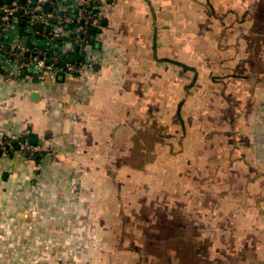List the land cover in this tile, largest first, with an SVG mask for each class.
<instances>
[{"label":"crops","instance_id":"0c3cea01","mask_svg":"<svg viewBox=\"0 0 264 264\" xmlns=\"http://www.w3.org/2000/svg\"><path fill=\"white\" fill-rule=\"evenodd\" d=\"M100 9L86 74L0 75V140L53 149L0 153V264H264V0Z\"/></svg>","mask_w":264,"mask_h":264},{"label":"built area","instance_id":"2783aa9c","mask_svg":"<svg viewBox=\"0 0 264 264\" xmlns=\"http://www.w3.org/2000/svg\"><path fill=\"white\" fill-rule=\"evenodd\" d=\"M104 18L100 0H0V75L47 81L86 74L101 63L91 32ZM13 151L36 163L53 149L34 146L28 136L0 140V153Z\"/></svg>","mask_w":264,"mask_h":264},{"label":"water","instance_id":"95a60500","mask_svg":"<svg viewBox=\"0 0 264 264\" xmlns=\"http://www.w3.org/2000/svg\"><path fill=\"white\" fill-rule=\"evenodd\" d=\"M8 2H10V0H7ZM37 28L39 29L40 28V26H37ZM27 41H28V38H24L23 39V42H22V46L23 47H25L26 46V44H27ZM33 142H34V140H33Z\"/></svg>","mask_w":264,"mask_h":264},{"label":"trees","instance_id":"16d2710c","mask_svg":"<svg viewBox=\"0 0 264 264\" xmlns=\"http://www.w3.org/2000/svg\"><path fill=\"white\" fill-rule=\"evenodd\" d=\"M21 2H22V1H21ZM44 7H45V9H49V8H48V6H44ZM91 33H93V34H94L95 32H94V31H92ZM91 43L94 45V40H93ZM16 145H17V144H15V146H16Z\"/></svg>","mask_w":264,"mask_h":264}]
</instances>
